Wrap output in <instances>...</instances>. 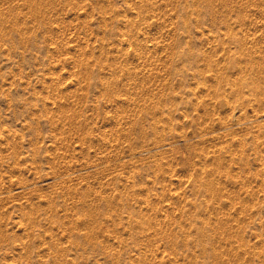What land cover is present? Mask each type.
I'll use <instances>...</instances> for the list:
<instances>
[{
    "label": "rangeland",
    "instance_id": "rangeland-1",
    "mask_svg": "<svg viewBox=\"0 0 264 264\" xmlns=\"http://www.w3.org/2000/svg\"><path fill=\"white\" fill-rule=\"evenodd\" d=\"M0 264H264V0H0Z\"/></svg>",
    "mask_w": 264,
    "mask_h": 264
}]
</instances>
